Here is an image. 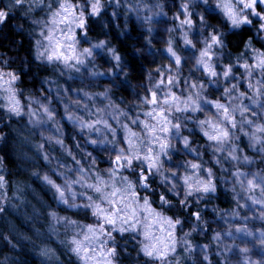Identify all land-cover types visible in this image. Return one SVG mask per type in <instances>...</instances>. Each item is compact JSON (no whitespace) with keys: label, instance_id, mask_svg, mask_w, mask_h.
Returning a JSON list of instances; mask_svg holds the SVG:
<instances>
[{"label":"clouds","instance_id":"clouds-1","mask_svg":"<svg viewBox=\"0 0 264 264\" xmlns=\"http://www.w3.org/2000/svg\"><path fill=\"white\" fill-rule=\"evenodd\" d=\"M0 264H264V0H0Z\"/></svg>","mask_w":264,"mask_h":264}]
</instances>
